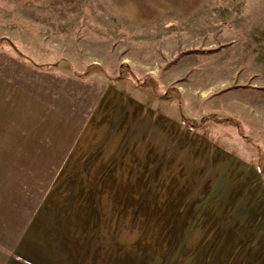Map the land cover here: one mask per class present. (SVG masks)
Masks as SVG:
<instances>
[{"label":"rangeland","instance_id":"374dc122","mask_svg":"<svg viewBox=\"0 0 264 264\" xmlns=\"http://www.w3.org/2000/svg\"><path fill=\"white\" fill-rule=\"evenodd\" d=\"M215 39L167 20L135 27L108 0H0V219L49 183L85 201L62 173L104 171L126 191L120 213L99 211L120 223L105 264H264V32L185 54ZM126 98L206 121L167 134L157 123L162 155L134 141Z\"/></svg>","mask_w":264,"mask_h":264},{"label":"crops","instance_id":"0c3cea01","mask_svg":"<svg viewBox=\"0 0 264 264\" xmlns=\"http://www.w3.org/2000/svg\"><path fill=\"white\" fill-rule=\"evenodd\" d=\"M108 1L112 2L124 20L135 27L164 20L178 22L183 26H191L193 34L216 37L219 46H223L222 50L226 51L234 50L236 44L244 41L254 44L259 40L255 38L264 32V0ZM243 38L246 39L242 41ZM216 39L213 43H216ZM113 116V113L106 116V123L108 119V123L111 122V117L113 124L117 123L118 120ZM138 116L141 118L137 119ZM123 120L128 130L134 132V141L149 140L152 142L151 147L164 148L162 155L168 148L167 138L164 139L166 141L156 139L164 137L156 131V124L159 123L161 132L165 134L167 132L163 131V127L166 130L179 124L186 127L179 113L177 123L175 117L163 111H154L133 98L128 99ZM123 120H119V123H123ZM62 175L66 179L82 181V187L70 192L83 195L85 201L60 194L67 189H57L58 183L52 188V183L43 188L38 187L37 195L31 198L30 203L27 201L29 198L15 199L8 210L1 212L4 218L0 221L6 217L9 219L8 225L5 224L7 221L0 224V255H6L1 264H105V255H120L121 245L117 243L120 232L109 230L119 228V221L105 220L103 215H99V211L104 210L121 212L120 196L126 191L115 187L118 177L104 171L80 175L64 172ZM56 178L57 173H54L52 181ZM127 192L130 196L137 195L132 188H127ZM261 195H264L263 191ZM106 196L112 204L106 203ZM134 200L130 202L134 204ZM132 211H136V207H132Z\"/></svg>","mask_w":264,"mask_h":264},{"label":"trees","instance_id":"16d2710c","mask_svg":"<svg viewBox=\"0 0 264 264\" xmlns=\"http://www.w3.org/2000/svg\"><path fill=\"white\" fill-rule=\"evenodd\" d=\"M99 13H100V16H102L103 18L108 17V16H106V14H104L102 12H99ZM178 46H180V45L178 44ZM222 48H223V46H218L215 49H210V50H205V51H201V50H189V51H186L185 54L202 53V52H206V53H216V52L220 51ZM124 66L126 67L127 65H125V63H122L120 65V68H121L122 71H123V67ZM129 77L130 76L129 75H126V73H124V75L120 73L119 75H117V77L110 78L109 80L112 81V82H119V81L127 80ZM179 117H180L181 122L186 127L190 128V129H192L194 131L202 130L203 124L206 121V118H201L199 120H192L191 118H188V116L183 111H181V109H180V112H179ZM258 169H259L260 173L264 176V169L262 167H260V168L258 167Z\"/></svg>","mask_w":264,"mask_h":264}]
</instances>
